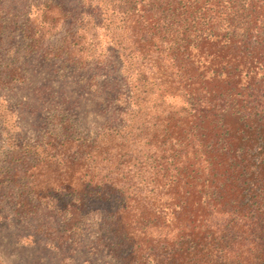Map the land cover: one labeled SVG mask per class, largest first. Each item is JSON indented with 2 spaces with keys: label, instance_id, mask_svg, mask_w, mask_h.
<instances>
[{
  "label": "trees",
  "instance_id": "trees-1",
  "mask_svg": "<svg viewBox=\"0 0 264 264\" xmlns=\"http://www.w3.org/2000/svg\"><path fill=\"white\" fill-rule=\"evenodd\" d=\"M27 1L24 36L63 33L52 55L78 69L105 32L128 91L77 143L58 123L65 223L109 264H264V0Z\"/></svg>",
  "mask_w": 264,
  "mask_h": 264
},
{
  "label": "rangeland",
  "instance_id": "rangeland-1",
  "mask_svg": "<svg viewBox=\"0 0 264 264\" xmlns=\"http://www.w3.org/2000/svg\"><path fill=\"white\" fill-rule=\"evenodd\" d=\"M52 1L72 15L85 7L81 0ZM27 3L6 0L0 7V264H109L90 236L78 237L54 209L58 199H69L57 183L74 153V145L62 146L56 135L63 116L76 127L77 143L128 109L117 95L128 92L123 66L107 49L105 32L87 40L103 64L88 59L91 65L78 69L64 55L53 56L63 33L31 41L25 18H12L28 11Z\"/></svg>",
  "mask_w": 264,
  "mask_h": 264
}]
</instances>
